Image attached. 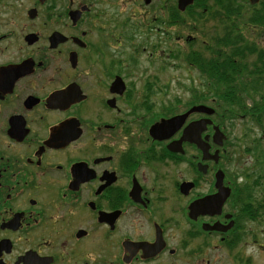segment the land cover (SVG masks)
Listing matches in <instances>:
<instances>
[{"label":"flooded vegetation","instance_id":"af4514ba","mask_svg":"<svg viewBox=\"0 0 264 264\" xmlns=\"http://www.w3.org/2000/svg\"><path fill=\"white\" fill-rule=\"evenodd\" d=\"M80 1L19 9L0 0V264H255L251 250L264 257L255 237H264V122L241 117L251 123L242 163L225 146L218 162L188 142L173 151L207 116L192 113L167 138L151 135L191 108L155 96L170 84L139 77L171 68V0H142L141 12L140 0ZM199 36L177 38L184 54L202 55ZM185 67L204 85L202 70ZM202 95L192 102L216 110L218 99ZM211 120L203 136L224 128Z\"/></svg>","mask_w":264,"mask_h":264},{"label":"trees","instance_id":"16d2710c","mask_svg":"<svg viewBox=\"0 0 264 264\" xmlns=\"http://www.w3.org/2000/svg\"><path fill=\"white\" fill-rule=\"evenodd\" d=\"M228 2L229 4L213 6L206 4L203 8H199L197 4L189 7L186 13L180 12L177 5L172 4V26L182 28L187 23L189 30H195L202 24L203 29H206L209 21L225 24L223 37H212L211 44L204 43L201 56L199 52L196 55L192 51L191 54L186 55V61L196 64L203 71L207 82V91L202 95L204 102L211 97L218 98L215 102L216 116L223 127L228 129L242 119L243 115L249 113L251 118L262 127L264 48L258 44L257 38L264 39V2L255 6L247 4L245 7L236 4V0H228ZM222 7L228 9V13L221 19L220 13L215 9ZM199 9H202V12H198ZM228 22L230 24L227 25ZM181 55L178 52L176 59L179 60ZM199 95L197 93V96ZM249 98H252V106ZM263 156L258 159L259 164L264 159Z\"/></svg>","mask_w":264,"mask_h":264},{"label":"rangeland","instance_id":"374dc122","mask_svg":"<svg viewBox=\"0 0 264 264\" xmlns=\"http://www.w3.org/2000/svg\"><path fill=\"white\" fill-rule=\"evenodd\" d=\"M18 2H20L19 4H16V7L19 9L26 8V7H30L34 0H16ZM80 0H76V2H78ZM83 0H81L80 2H82ZM176 0H171V4H174ZM79 2V4H80ZM132 2V1H131ZM138 8H136V10L138 12H141V10L144 8V2L142 0H140L139 3H137ZM136 14H140V13H136ZM218 23L212 21L208 24L207 27H205L206 29H203L202 27H200V30L203 31L204 33H206L207 37L202 38V36H199V38L202 39V41H209V38H212L213 36L217 35L219 32L215 27L217 26ZM230 24V22L227 23V25ZM225 26V25H224ZM223 24L220 28V32L219 34H222V28L224 27ZM157 30V29H156ZM156 32V31H155ZM154 32V33H155ZM187 32V33H186ZM172 35V42L170 44L171 46V50L173 52L179 51L180 49H183V44L184 42L181 40H177L178 36H183L185 35H195V33H192L189 31L188 28H186L185 30H182L181 28L178 27H173L172 31H171ZM203 33V34H204ZM257 42L260 46H262L264 48V40H260L257 38ZM203 45V43H202ZM166 47L169 48V44H166ZM202 47V46H201ZM201 47H198L199 49H201ZM178 54V53H177ZM176 54V55H177ZM176 57V56H175ZM176 62V67L173 65V63ZM169 64H172V68H169V66L164 70V69H159L158 64H156L155 68L149 69L148 72L146 73H139V77L143 76V78H141L140 80L143 81V79L145 77H148V79L154 80L157 84L158 82L163 84V83H167L170 84L171 88L167 91V93H156L155 96H159L161 98H166V100L171 101V104H173V102L177 103V100L179 98L183 99V102H187V106L192 102V99L194 98V101H196L198 99L197 97V93L200 94L201 92H205L207 91V86L205 81L203 80L204 85H199L200 87L196 86L195 83H198V79H196L195 77H189L188 75L191 76V74L189 72H187V68L185 66H188L182 63L181 60L179 61H175V58H173L171 60V62ZM148 65L145 64L143 65L144 68H146ZM161 78V79H160ZM193 81V82H191ZM163 87H161V90H163ZM158 87L155 88V92H160L161 91ZM184 107V105L181 106V108ZM250 121L249 120H245V123H240V125H238V122L234 125V128L231 127V134L233 137H229L228 141L229 142V154L230 151L233 150H239L240 149V153H242V149L245 148L246 145H243L244 143H246V141L249 139L248 136H246L245 133V129L246 126L250 125ZM259 133V132H257ZM256 134V133H255ZM255 134L251 133V137L253 138V140H255L256 136ZM230 157V155H229ZM228 157V158H229ZM228 159L226 158L224 160V164L226 165V168H228L229 172L233 170H235L234 166H232L230 163L228 165ZM255 237L259 238L260 240H264V237L262 236L261 233L256 232L255 233ZM254 239V237H253ZM253 249V248H252ZM251 250V249H250ZM252 251V256L254 259L255 264H264V257H261V255H259L255 249L251 250ZM227 264V263H225Z\"/></svg>","mask_w":264,"mask_h":264},{"label":"water","instance_id":"95a60500","mask_svg":"<svg viewBox=\"0 0 264 264\" xmlns=\"http://www.w3.org/2000/svg\"><path fill=\"white\" fill-rule=\"evenodd\" d=\"M41 3H45L47 0H39ZM149 1V0H147ZM260 0H250L252 4L258 3ZM194 0H178V8L180 11H185V9L192 5ZM80 12H73L71 13V16L73 18L79 17ZM31 17H34L36 15V11L32 10L30 12ZM55 36V35H54ZM192 113H202L208 116H211L214 114V110L210 107H207L205 105H199V106H194L192 107L187 113L183 115H178L173 118L167 119V120H162L159 123H156L152 128H151V135L156 138V139H163L167 138L169 135H173L176 133L186 122L187 118L192 114ZM212 124V120L209 118H204L199 121H195L190 123L183 132V136L180 139V141L175 142L174 144L177 146L176 149H174V145H171L170 148L173 151H178V147L181 146L183 142H190L195 145L199 149L202 150L203 152V160L208 161V160H214L215 162H218L219 160V150H216L214 154L210 153V144L208 143L209 136H205L202 138V133L205 132L208 128V125ZM215 134L213 135V141L215 144L218 146L223 145V140H224V134L220 131L218 127L214 128ZM200 170L202 171H207V165L199 164ZM217 179L219 182H222V179L224 177V172L223 171H218L216 174ZM222 200L223 197H220ZM193 213L195 211V205L193 206Z\"/></svg>","mask_w":264,"mask_h":264}]
</instances>
